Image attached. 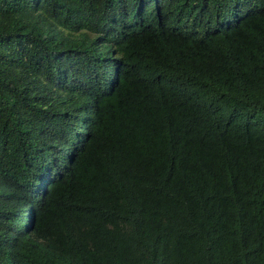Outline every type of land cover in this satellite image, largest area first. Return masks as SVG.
Returning a JSON list of instances; mask_svg holds the SVG:
<instances>
[{"label":"trees","instance_id":"16d2710c","mask_svg":"<svg viewBox=\"0 0 264 264\" xmlns=\"http://www.w3.org/2000/svg\"><path fill=\"white\" fill-rule=\"evenodd\" d=\"M0 264H264V0H0Z\"/></svg>","mask_w":264,"mask_h":264}]
</instances>
